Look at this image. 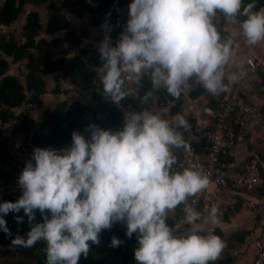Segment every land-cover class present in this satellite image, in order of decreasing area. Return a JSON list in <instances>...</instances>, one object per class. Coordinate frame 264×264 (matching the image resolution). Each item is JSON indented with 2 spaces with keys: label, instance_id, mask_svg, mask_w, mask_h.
I'll return each instance as SVG.
<instances>
[{
  "label": "clouds",
  "instance_id": "9594fccd",
  "mask_svg": "<svg viewBox=\"0 0 264 264\" xmlns=\"http://www.w3.org/2000/svg\"><path fill=\"white\" fill-rule=\"evenodd\" d=\"M255 4L256 0H129L115 43L107 18L100 26L104 35L95 50L101 95L120 107L145 77L150 87L140 97L142 104L161 87L179 97L192 80L212 95L226 91L225 78L234 83L243 73L231 69L225 77V66L238 45L231 36L221 38L214 18L219 13L227 22H238L245 42L255 45L264 40V6L254 10ZM173 121L147 108L128 107L115 130L90 122L84 128L87 135L73 130L65 147L34 146L16 178L20 195L0 201V232L11 237V247L30 248L43 241L45 264H78L88 256L89 242L98 244L102 230L122 222L126 237L135 234L136 264L216 261L225 241L214 232L205 233L203 223L218 224V209L212 205L201 217L188 202L207 188L209 178L190 167L175 170L173 149H188L178 129L186 130L189 124L179 113ZM178 205L189 226L182 233L168 223V212ZM9 213H22L13 217L17 225L26 218L25 235L10 232L5 219ZM122 243L115 235L110 238L113 248Z\"/></svg>",
  "mask_w": 264,
  "mask_h": 264
},
{
  "label": "trees",
  "instance_id": "16d2710c",
  "mask_svg": "<svg viewBox=\"0 0 264 264\" xmlns=\"http://www.w3.org/2000/svg\"><path fill=\"white\" fill-rule=\"evenodd\" d=\"M248 0H244L247 3ZM121 0H96L95 4H89L88 0H73L72 2L60 0H4L0 6V25H13L16 22L23 23L12 34L7 36L0 35V135L3 131L27 134L28 143L36 147H49L55 145L57 148L65 147L70 143V134L73 130L80 131L84 135V128L88 123H94L101 128L115 130L123 123V110L147 108L155 113L159 112L164 106H172L171 113L175 116L177 113L183 115L187 120L189 127L178 129L182 132L187 145L197 148V152H205L208 147V140L205 137L206 130L215 128L216 120L212 117H205L210 125L206 128L199 127L198 118L194 110L184 108L186 100L202 101V105L216 106V103L209 97L208 92L197 84L196 81H190V87L181 92L179 97L173 98L164 90L163 87L153 91L147 103H141L140 97L150 87L148 79L145 77L139 88L133 89L131 97H125L117 107L111 101L101 95V85L99 75L96 71L99 65L98 53L95 46L103 38L104 30L100 27L107 18L112 26L110 37L113 38L117 32V27L123 20L125 11L122 9ZM264 6V0H256L255 8ZM35 9L29 13L28 9ZM46 11L48 21L45 24L42 20L43 13ZM42 10V11H43ZM28 11V12H27ZM107 14V15H106ZM77 18L87 17L93 22V31L99 36L93 42H88L90 34L86 31L80 33L73 28L70 30V24L67 16ZM219 21L214 22L217 30L221 33V38L232 37L227 28V22L222 14H217ZM243 19V17H238ZM239 25V23H235ZM63 34V38L56 36ZM86 42V43H85ZM65 47V48H62ZM62 48V49H61ZM61 50L60 54L58 52ZM226 67V66H225ZM228 75V74H227ZM225 74V77H227ZM55 77L57 79V88L55 95L60 94V85L66 83L69 87L75 89L80 96V100L71 102L63 101L53 110L46 108L45 119L35 134H31L34 129L35 119L27 115L24 121H18L13 111L22 106H36L43 108L44 96H47V79ZM228 82L225 78V83ZM31 96V100H28ZM264 96V72L262 80L256 85L250 99H259ZM90 99V100H87ZM85 99V100H84ZM208 99L210 100L207 103ZM83 100V102H82ZM87 100V101H86ZM87 102V103H85ZM200 104V105H201ZM188 111H186V110ZM264 113V108L261 107ZM158 114V113H157ZM164 117V116H163ZM165 118V117H164ZM204 118V119H205ZM238 113L233 112L227 119V124L236 129L239 134L240 125L237 124ZM13 121L9 128L5 127ZM47 128L51 131L46 132ZM41 132L45 135H41ZM251 133L246 138L250 143V150L259 157V166L264 176V155L258 150L259 144L255 145L250 140ZM174 154L177 156V165L179 166L183 157V148H174ZM236 149L227 151L224 160L228 164H236ZM250 157L244 159L248 162ZM257 194L264 192V187L256 191ZM8 200V201H14ZM239 204L231 209L224 217V220L233 216ZM182 206L175 208L176 216L182 214ZM22 213H9L5 216L7 227L10 232L25 235L29 230L27 220L17 225L14 215ZM40 220L39 213L36 215V221ZM168 223L174 224V220L168 217ZM225 241V247L216 261L210 264H233L235 260V251H237L244 242V237L238 233L228 238L224 237L221 231L216 233ZM115 235L123 243L115 248L110 246V238ZM11 237L6 238L3 232H0V246L7 248L8 256L11 260L4 259V253L0 254V264H45V253L43 252L44 242L38 241L30 248L11 247ZM90 244V251L87 257H81L78 264H136L133 256V249L136 247L135 234L129 238L125 236V225L122 222L114 223L109 229L102 230L99 234V243ZM3 255V256H2Z\"/></svg>",
  "mask_w": 264,
  "mask_h": 264
},
{
  "label": "built area",
  "instance_id": "2783aa9c",
  "mask_svg": "<svg viewBox=\"0 0 264 264\" xmlns=\"http://www.w3.org/2000/svg\"><path fill=\"white\" fill-rule=\"evenodd\" d=\"M122 9L125 11L123 20L117 27V32L112 42L118 39V34L122 30V25L127 19V5L129 0H121ZM20 22L13 25H0V35L7 36L14 33L20 27ZM231 72H242L243 74L234 83H228L226 91L209 97L216 103V106H205L206 116L216 120L213 130H206L205 137L208 140V147L205 152H197V148L188 145V149H183V157L179 169L190 167L201 171L209 178V185L205 190L189 198V203L201 213V217H206L209 208L215 205L218 209L219 219L223 218L231 209L239 204V198L255 193L264 187V176L260 169L259 157L253 151L248 155V162L228 164L224 160V155L228 150L236 149L238 153L242 149H247L249 140L247 134L257 132L258 128H264V113L261 107L250 99L256 85L261 81V73L264 72V51L246 66H232ZM197 84H199L197 82ZM209 99L207 103H209ZM171 106H164L158 114L164 116L170 122L174 115L171 113ZM237 112L239 118L237 124L240 125L239 134L234 127L227 124V119L233 112ZM210 122L206 120L202 123V128H206ZM27 134L3 131L0 135V201L13 200L20 195V189L16 184V178L24 167V163L30 158L35 145L28 143ZM252 140V138L250 139ZM52 147L57 148L55 145ZM248 151V149H247ZM253 207V204L248 206ZM247 206V204H245ZM247 206V207H248ZM174 224L182 233L189 227L183 222V213L173 218ZM208 222H204L206 224ZM210 225V223H208ZM210 232H216V226H209ZM247 242L252 243L255 248L253 264H264V245L254 240L252 233L247 237Z\"/></svg>",
  "mask_w": 264,
  "mask_h": 264
},
{
  "label": "crops",
  "instance_id": "0c3cea01",
  "mask_svg": "<svg viewBox=\"0 0 264 264\" xmlns=\"http://www.w3.org/2000/svg\"><path fill=\"white\" fill-rule=\"evenodd\" d=\"M65 0H60V2H64ZM68 2H72L73 0H67ZM96 0H88L89 4H95ZM30 10V11H29ZM29 13L32 11H35V9H28ZM27 11V12H28ZM69 24H71V19L74 20L75 23H78L77 28H82L84 23L83 20H87V17L83 18H77L74 16H67ZM82 22V23H81ZM85 22V21H84ZM86 23V22H85ZM76 27L73 28L76 32L79 31ZM227 28L230 31V34L232 35L233 40L237 43V47L235 49V53L229 63L225 67V74L227 75L231 71V66L237 65V66H244L246 64L251 63L256 56L261 54L264 51V40L258 42L255 45H249L245 42L242 34L240 33L239 25L228 23ZM86 31L90 34V38L97 39L98 34L96 32H92L89 30H80V32ZM95 33V34H93ZM262 80V77H261ZM255 102L260 106L264 108V96L259 98L258 100L255 98ZM196 107V106H195ZM194 107V108H195ZM191 110V109H189ZM195 114L198 118V124L199 127H202V123H205L206 120L205 115L203 117V114H201L199 109L197 108V111L193 109ZM50 129L47 128V131ZM252 136V142H254L255 145V139L260 138L258 142V150L264 155V128H258L257 132ZM250 143L248 144V151L247 149H242L237 157H236V164L242 162L245 158L248 157L249 153L252 151L250 150ZM239 202L241 205L237 208L236 213L231 216L230 218L224 220L225 217L219 219L220 222L218 224H215L216 226V232L221 231L222 234H224L225 238H228L230 236H233L234 234H239L240 236L244 237V242L240 244L238 247V253L235 254V260L233 264H253V259L255 256V248L252 243H247V237H249L252 233L254 234V240L259 241L264 245V192L261 194H257V192L252 193L250 195H245L244 197L239 198ZM253 204V207L248 206V204ZM247 204V206H245ZM168 217H171V219L176 217V211L170 210L168 212ZM213 225V224H210ZM208 223L203 224V231L205 233L210 232ZM217 235V234H216Z\"/></svg>",
  "mask_w": 264,
  "mask_h": 264
},
{
  "label": "rangeland",
  "instance_id": "374dc122",
  "mask_svg": "<svg viewBox=\"0 0 264 264\" xmlns=\"http://www.w3.org/2000/svg\"><path fill=\"white\" fill-rule=\"evenodd\" d=\"M65 1H67V0H65ZM3 2H4V0H0V6L3 4ZM42 10L43 9H40L39 13H41V14L43 13L44 16H42V19H43L42 21L46 24L48 21V18H47V15L45 16L46 11L45 10L42 11ZM218 21H219V16L217 15L214 18V22H218ZM82 22L84 23V25H82L83 29L77 28V26H81V25H77L78 23H75L74 20L71 19L70 30L72 28L76 27L77 29H79L78 33H80V30H89V31L92 30V32H94L92 29L93 22L91 19L87 18V20H83ZM19 27L22 28L23 23H20ZM93 34H95V33H93ZM57 37L62 39L63 34H60V35L56 36L55 38H57ZM93 41H94V39L90 38L89 41H87V43L93 42ZM62 48H65V47H62ZM60 52H61V50L58 52V54H60ZM47 86H48L47 90L49 91V93L47 96H44V98H43V101L45 103L43 108H36V106L31 105V106H22L21 108L17 109L16 111H13L15 113V116H17L18 121H24V119L27 117V115L29 117H31L32 119H35L34 129H33V132L31 134H33V133L35 134L37 131L40 130L39 128L41 127V125L45 119V116H46L45 115L46 108L53 110L55 108V106H57L58 104H60L63 101L71 102V101L76 100V99L77 100L81 99L79 94L77 93V91L75 89L69 87L66 83H63L60 85V94L55 95L54 92L57 88V79L55 77H51V78L47 79ZM28 100H31V96H28ZM87 100H90V99L87 98ZM82 102H83V100H82ZM85 103H87V102H85ZM201 103H202L201 100H200V103H199V101L186 100V102L184 104V108L191 109V110H193V109L196 110L197 108L199 110L202 109V113H203V117H204L205 112H204V108L202 106H204L205 102L203 105ZM186 109H184V110H186ZM186 111H188V110H186ZM12 125H13V121H10L9 124H7L5 127L9 128ZM50 131L51 130H49V131L46 130V132H48V133H50ZM41 135H45V133L41 132ZM7 252H8L7 248L0 246V254L4 253L3 261H5V259H6V261L11 260L10 257L8 256V254H5ZM234 253L237 255L238 253H241V252L240 251L238 252V250H237Z\"/></svg>",
  "mask_w": 264,
  "mask_h": 264
}]
</instances>
